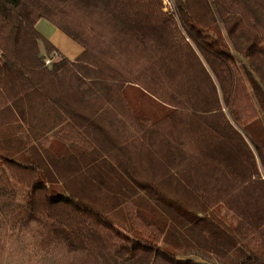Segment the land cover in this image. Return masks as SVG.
Returning <instances> with one entry per match:
<instances>
[{
  "label": "trees",
  "instance_id": "obj_1",
  "mask_svg": "<svg viewBox=\"0 0 264 264\" xmlns=\"http://www.w3.org/2000/svg\"><path fill=\"white\" fill-rule=\"evenodd\" d=\"M261 113L264 0H0V242L28 232L67 264H264Z\"/></svg>",
  "mask_w": 264,
  "mask_h": 264
},
{
  "label": "rangeland",
  "instance_id": "obj_2",
  "mask_svg": "<svg viewBox=\"0 0 264 264\" xmlns=\"http://www.w3.org/2000/svg\"><path fill=\"white\" fill-rule=\"evenodd\" d=\"M165 2L168 3V0H165ZM41 20L37 23V28L40 32H44L46 29L44 25L52 24L45 19ZM217 25L225 38H228L227 32L219 18ZM61 35L63 37H69L64 32H61ZM40 45L42 55L45 57L46 62L50 63L51 59L46 54L42 42ZM238 57L240 60L243 59L239 55ZM259 123L264 127V116L262 113L260 115ZM51 136L54 137L55 132H53ZM20 193L22 194V192ZM221 213L222 215L229 217L224 209L221 210ZM3 231V239L0 242V264H67L70 260V255L66 253L62 247H55L49 253H36L34 238L28 232Z\"/></svg>",
  "mask_w": 264,
  "mask_h": 264
},
{
  "label": "crops",
  "instance_id": "obj_3",
  "mask_svg": "<svg viewBox=\"0 0 264 264\" xmlns=\"http://www.w3.org/2000/svg\"><path fill=\"white\" fill-rule=\"evenodd\" d=\"M44 26L46 29L44 30V32L41 33L46 38H48L54 44V46L65 56L72 59L83 50V47L71 38L63 37L61 35L62 31L59 30L57 27L53 26V24H46Z\"/></svg>",
  "mask_w": 264,
  "mask_h": 264
},
{
  "label": "built area",
  "instance_id": "obj_4",
  "mask_svg": "<svg viewBox=\"0 0 264 264\" xmlns=\"http://www.w3.org/2000/svg\"><path fill=\"white\" fill-rule=\"evenodd\" d=\"M163 1H164L165 5H166L168 8H171V7L173 6V2H174V0H168V3L165 2V0H163Z\"/></svg>",
  "mask_w": 264,
  "mask_h": 264
}]
</instances>
